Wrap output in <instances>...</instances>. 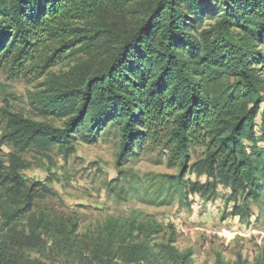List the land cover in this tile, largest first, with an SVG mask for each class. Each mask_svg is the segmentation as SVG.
<instances>
[{"label":"trees","instance_id":"obj_1","mask_svg":"<svg viewBox=\"0 0 264 264\" xmlns=\"http://www.w3.org/2000/svg\"><path fill=\"white\" fill-rule=\"evenodd\" d=\"M211 1L217 9L209 8ZM131 14L137 24L123 32L110 19ZM204 16L215 18L200 30L196 24ZM80 42L84 48L101 44L109 55L100 68H71L41 102L45 111L69 116L64 127L14 114L5 140L20 151L58 146L67 157L76 151L82 131L86 141L95 142L115 124L120 161L147 140L166 141L183 166L192 146L204 147L203 156L189 166L198 179L186 185L179 175V185L201 196L226 195L233 215L263 201L264 0H0L2 62L21 69L35 58L63 57L60 53ZM20 161L14 156L7 170L0 162V191L16 202L0 225V264H45L27 256L5 232L32 208L42 183L28 186ZM156 247L151 254L164 264H186L190 256L168 243ZM134 248L119 261L109 242L95 259L147 264L134 254L150 246Z\"/></svg>","mask_w":264,"mask_h":264},{"label":"rangeland","instance_id":"obj_2","mask_svg":"<svg viewBox=\"0 0 264 264\" xmlns=\"http://www.w3.org/2000/svg\"><path fill=\"white\" fill-rule=\"evenodd\" d=\"M208 6L217 9L218 3ZM214 18L204 16L197 28ZM110 19L122 32L137 24L134 14ZM79 24L91 26L88 21ZM82 44L66 49L60 58L30 60L21 69L0 59V162L7 170L16 156L28 186L42 181L32 208L6 228L11 243L45 264H101L95 253L109 242L119 261L129 258L137 243L150 250L134 255L147 264H164L151 252H156L155 244L168 243L190 254L186 264H264V198L250 203L243 215H233L226 195L201 196L177 183L179 175L186 185L198 179L189 166L203 156L204 147L192 146L190 161L183 166L166 141L154 140L120 161L121 134L115 124H108L95 142L86 141L82 131L76 151L67 157L58 146L20 151L4 139L14 114L64 127L69 116L45 111L41 102L71 68H100L109 55L101 44ZM15 206L1 190L0 225Z\"/></svg>","mask_w":264,"mask_h":264}]
</instances>
